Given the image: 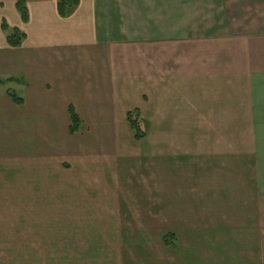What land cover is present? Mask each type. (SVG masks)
Masks as SVG:
<instances>
[{
    "label": "crops",
    "instance_id": "obj_1",
    "mask_svg": "<svg viewBox=\"0 0 264 264\" xmlns=\"http://www.w3.org/2000/svg\"><path fill=\"white\" fill-rule=\"evenodd\" d=\"M15 1L0 0V23L25 38L11 47L0 27V79L11 78L0 85L23 97L16 104L3 89L0 133H48L64 155L90 148L92 179L127 162L132 143L144 164L155 161L150 195L163 235L152 245L123 238L96 259L264 264V0H78L66 16L57 0H24L26 22ZM69 106L80 118L72 134ZM134 108L147 133L131 141Z\"/></svg>",
    "mask_w": 264,
    "mask_h": 264
},
{
    "label": "rangeland",
    "instance_id": "obj_2",
    "mask_svg": "<svg viewBox=\"0 0 264 264\" xmlns=\"http://www.w3.org/2000/svg\"><path fill=\"white\" fill-rule=\"evenodd\" d=\"M4 88L0 85V94ZM5 89L23 97L16 86ZM5 116L0 112L1 122ZM29 118L28 109L21 120L26 124ZM127 132L134 141L133 132ZM85 135L80 141L87 144L91 140ZM50 142L48 133H0V264H122L96 258L123 248L119 240L132 235L148 236L156 244L163 230L157 228L155 196L150 195L155 161L143 163L140 145L129 146L127 162L100 166L101 179H92L98 165L91 164L90 148L82 154L77 144L70 145L64 155V148Z\"/></svg>",
    "mask_w": 264,
    "mask_h": 264
},
{
    "label": "trees",
    "instance_id": "obj_3",
    "mask_svg": "<svg viewBox=\"0 0 264 264\" xmlns=\"http://www.w3.org/2000/svg\"><path fill=\"white\" fill-rule=\"evenodd\" d=\"M78 5V0H57L56 7L57 12L60 16H66L68 12ZM15 8L18 11L22 22H26L28 19V11L25 5L24 0H16ZM0 27L2 31L6 33V42L11 47H18L22 44V41L25 38V34L16 26L9 27L4 19L1 20ZM11 79V78H10ZM10 79H0V83H5ZM6 94L10 97V99L16 103H22V98L17 96L16 93L7 90ZM69 117H70V126L69 133L72 134L79 129L80 126V118L77 113L74 111L72 106H69ZM126 120L133 131L134 139L140 140L146 134L145 127L147 126V122L140 116V112L137 108L128 110L126 112ZM171 234L164 235L163 242L165 245L173 246V241L171 238Z\"/></svg>",
    "mask_w": 264,
    "mask_h": 264
}]
</instances>
